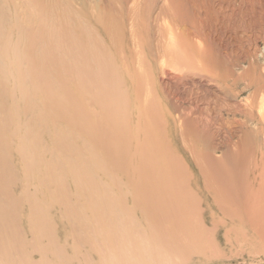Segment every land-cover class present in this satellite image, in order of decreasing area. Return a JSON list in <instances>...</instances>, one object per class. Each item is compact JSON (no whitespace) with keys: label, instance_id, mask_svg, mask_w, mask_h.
I'll list each match as a JSON object with an SVG mask.
<instances>
[{"label":"bare ground","instance_id":"1","mask_svg":"<svg viewBox=\"0 0 264 264\" xmlns=\"http://www.w3.org/2000/svg\"><path fill=\"white\" fill-rule=\"evenodd\" d=\"M48 1L47 0L40 1V5L42 7L41 9L43 11V16L39 18L40 23L38 22L37 26H39V29L42 30L40 36L44 42L41 44L42 47L43 44H45V42L47 43V41H45L44 39L50 42L49 44L47 43L46 46L48 45L54 46L55 44L59 43V41L62 42L63 39L60 37L61 40L56 41L55 39H57V35L51 32V29H53L54 27L52 23L61 19L60 16L61 15L65 16V14H62L63 11H61V13L59 12L61 14L60 16L57 14V12L55 13L54 11L56 10L55 8L57 6H54L55 7L54 10L53 8L48 6L50 4L45 3ZM61 1L58 2L61 3ZM108 2L112 5H110V8H107L108 4L105 5L106 10L108 9L106 12L103 11V9L101 8V7L104 8V5L100 7L103 13H105V15H103L102 12L99 11V7L97 8L95 6L93 9H91V11H89L90 9L89 10L81 9L82 12L80 13L77 12L75 9H74L75 11L72 10V13L69 15L71 19L70 26L75 30V32L76 30L79 31V33L76 32V34L77 33L79 34L77 41H79V39L83 40L84 37L85 40H83V42L87 40L88 46L84 48L83 44H81L82 41L81 43L80 41L79 42L74 41L75 43H73V46L71 45L72 43H69L70 46L72 47L70 48L73 49V47H75L74 50H77L75 51L77 52V55L74 56V58L76 57L75 60L77 62L78 61L81 62V63L78 62L79 65L87 61L88 63L86 69L87 67L90 68L92 63L93 65L97 64L99 66L98 69H96V67L94 69H96L95 71L98 72L99 75L98 77H100L101 79H99L98 77L95 78L96 81L98 79L100 83L104 80L103 83L106 82L107 84H109V85H105L106 87H104V84L102 85L104 89L106 88L109 89L108 95H110V92H113L114 90L116 91L115 85H117V87L120 88L122 86L125 87L124 85L129 83L131 85V90H132L136 88L135 84L139 83V86L137 85L138 90L135 89L134 90L135 93L133 92L135 94V98H134L136 101L135 103H137V108H138L137 110L138 119L136 123L137 126L136 128L138 129V132H141L143 133L142 135H144L142 142L145 143L143 146H145V148L148 149L147 147L148 145L150 148L152 147V149L155 152L156 151L155 148L158 147L156 145H160L161 143H164L166 145L167 141L159 142L157 140L158 138L157 139L155 138L154 128L156 127L155 123H157L155 121L156 120L155 118L156 116L158 118V115L156 114V110L158 109L157 113H159L160 109L156 108L157 106L155 104H154L155 108L153 106H150L153 104L150 101H154L155 100L154 96L155 95L157 96L158 94H154L155 92L152 93L151 90L152 79L149 80L150 79L149 75L151 77L152 74L151 72L154 71L152 70L154 68H152L153 65H151L152 63L149 61L160 62L161 60L164 59L163 62H165V58L167 56L165 52L168 51V54L170 55L171 58L180 60L182 64H184V66L189 69H194L195 67L198 68L199 66H202L207 69L208 73H213L215 70L214 63L217 62V64L220 65V63H222V60L216 57H209L207 55H203L201 50L207 48L208 45L205 40L195 38L196 36L199 38L201 37L199 27L197 26V18L201 17V11H203V9H206V11L209 12L211 11V7L210 5L207 4L206 1L200 2L199 0H110ZM68 3L66 5L70 6L71 2L69 3L70 5H68ZM51 5L53 6V4ZM116 6H118L119 8H117ZM71 7L73 8L72 5ZM62 8H64V6ZM20 10L23 9L21 8ZM97 10L99 14L96 13ZM21 12L22 13L19 12V14L23 16L28 11L27 12L24 11V14L23 11ZM32 12H35V10ZM44 13H48L49 16H46V14L44 15ZM100 14H102L104 17L102 15H101L102 17L99 16ZM64 16L63 18H65ZM17 17H19V15ZM89 17L95 19L96 25L102 28V30L106 34V40L103 38L105 36L97 37V32H99L97 31L98 28L95 27L96 28L95 29L94 26L93 27L91 26L92 24L90 25L91 21L88 19ZM25 22L27 21L25 20ZM28 23L29 22L24 24L27 25ZM64 23L66 24V22L64 21L62 22V25ZM20 24L21 23H19V25ZM29 24L27 25L28 27ZM20 27L22 26L20 25ZM24 28H22L23 31L24 30L27 31V29ZM72 28L70 30H72ZM69 29H65V31L66 30L68 31ZM158 33L168 38L162 40H158L157 38H154V34L157 35ZM23 34H26V32L24 31ZM80 34L82 35V37ZM27 35L28 34H26V36ZM1 36L3 35L1 34ZM26 36H25L26 39L25 38L24 39L27 41L28 36L27 37ZM70 36L73 35L71 34ZM95 36L97 38H95ZM62 37H64V34L62 35ZM66 39L67 38H65V40ZM73 40H75V38H73ZM31 44L32 46L34 45L36 46V44H33V42ZM0 45L2 46L1 43ZM28 45H30V43ZM63 49L64 48H62V50ZM111 49L116 52V53L114 52L115 55H112V52L110 51ZM62 50H60L59 53ZM161 50H164L163 51L164 54L161 53L162 52ZM66 51L64 52L65 54L70 52L71 50L69 49L68 52ZM48 52L49 50L47 51V53ZM51 52H54V50ZM72 52H70V54H74V52L73 53ZM48 54H50V52ZM62 54L61 56L60 54L57 55L61 58L67 57L64 56L65 54L62 56ZM51 55H53V53H51ZM57 55L56 57H58ZM49 57H48V61L50 62L51 60ZM29 59H33V58H29ZM56 60L57 59H54V61ZM62 60L63 58L59 62H61ZM66 60L68 61L67 58H65V61ZM33 61L34 60H32L31 62ZM72 61L74 62V60ZM56 63L52 62V64L51 63L50 64L55 65ZM63 63L62 64L64 66L66 63L65 62ZM69 63L70 62H68V64ZM118 63L121 64L122 68L119 67L120 65ZM60 64L58 63L59 65L58 68L61 67ZM56 65L54 68H56ZM84 65L85 63L82 64V66ZM44 67L42 66V68L40 69H43ZM65 68L66 67L61 69L64 70ZM70 68L73 67H69V69ZM89 68L87 70L88 71L90 70L91 72L92 68L91 69ZM94 69H92L93 72H95ZM118 69H123L125 72L124 71H123L124 73L119 72ZM173 69L178 70L177 66H174ZM49 70L51 69L49 68ZM70 71L72 72V70ZM70 71L66 72L65 70V75L67 77L69 74H71ZM82 71L80 70V72ZM51 72L52 71H50L49 73ZM61 72L63 73V71ZM80 72L78 71L76 72V74H74L73 72L72 74H74L73 76H76L75 78H79V80L78 79L76 80L77 82L79 81L80 83V81L82 80L80 79V77L84 78L86 82L88 78L87 76L88 72H86V70L82 73ZM44 73L45 72H43V75L41 74L40 77L43 76V78L46 79L47 75L45 76ZM160 73H162V71ZM256 74L257 73L252 75L253 77L250 80V85L248 88L254 89L256 90V92L260 91L262 92V94H264V77L262 75H256ZM60 75L62 76V74ZM94 75L96 76L97 74L94 73ZM24 76L26 75L21 73V77ZM73 76H71L72 83L75 81V80L73 81L72 78ZM153 81L155 80L153 79ZM24 83L26 86L29 85L26 82ZM84 84L88 85L90 83L88 81L86 83L83 82V85ZM94 84H98V82ZM77 87L79 86H76V88ZM110 88H112V91H110ZM104 89L102 92L107 91ZM80 90L82 92V89ZM80 90H78L77 88L78 92ZM94 90H96V88ZM125 91L119 90L120 93L123 92L122 93L123 96L124 94L126 95V98L122 96L123 101L128 102L129 104L130 96L126 94V92H128L129 90H127L126 92ZM89 92H91V90H89ZM84 94L85 93H83V96L86 97V95ZM103 94L105 95V93ZM94 96L96 97V93ZM237 96H239V94ZM95 97H93L92 99H94ZM114 97L116 99V96ZM118 97L120 96H117V98ZM87 98L89 97L87 96ZM90 99L91 98H89V100ZM73 101L74 100H72V102ZM115 102L113 103V107L114 105L116 106ZM92 105H94V103ZM109 108L111 107L109 106ZM90 109H93V107H91ZM102 109L105 108L102 107L101 110ZM167 110L166 111L168 112L167 115L168 117L166 116V118L168 120L166 121L169 125L168 126L169 130L167 132L169 133V135H172L175 144H178L177 137L174 136L175 134L173 135V131L170 128L171 123H169L170 121L171 122L173 121L172 120L173 112H171V110L169 109ZM75 111L77 110L75 109ZM103 111L104 110H102L101 113ZM126 112L119 115V117L120 116L122 117V115L124 114L125 117ZM101 113L98 115H101ZM117 113H119V111ZM194 113L195 112H190L189 115H187L186 112L184 114L182 113L184 117L187 116L186 118H183V122L186 121L185 125L186 126L188 125L187 126L188 130L186 128L185 129L188 131L189 134H192L191 140L188 142V144H186L187 139L184 140L182 138L181 141L183 140L182 142L183 146L179 148L176 147L175 153L174 151H172L170 147H168L167 151L159 150V152L156 153L158 158L156 156L149 154V156H153L154 158L156 157L157 159L155 160L149 157L150 159L155 160V162L152 161L154 167L152 166L151 161L149 160L147 155L145 156L146 159H142L144 163H142L143 162L142 160H141L142 162L141 161L138 162V157L142 155L141 158H143L144 156L143 154H140V150L142 151V149L141 147H138V144L136 146H133L134 145L133 142H135L134 140L135 137L134 134L132 133L135 130L130 128L129 127L130 125L128 126L127 122H126L127 126L126 124L123 125L122 123H120L119 120L118 122H116L117 125L120 123L118 127H121L123 125L121 128H118V130L121 129V134L114 131L117 127L112 128L109 124V127H111V129H114L112 131H108L107 133L108 135L111 136L109 137L110 140L99 139L102 136L101 134L105 132V128H103V124L101 126L99 125L100 126L98 128L99 133H97L98 134L97 136L99 135L101 136L98 138L100 141H96L95 145L98 148L99 147L104 148L105 145L111 147L110 149L108 148L109 149V152L107 151L108 154L110 155L111 158L113 156L114 159L113 161L115 163L117 162L116 164H118L119 170L124 174H126L129 178L131 177L132 180L131 179L130 180L132 181L131 184L133 185V188L138 187L139 191H133V192L131 190L125 191L124 193L126 194L123 196V191L120 190V194L121 196H123V198L120 197L118 198V195L114 191L109 190L106 187H103L104 185H102V183L100 182L101 180L99 182L97 181L98 176L96 175L97 174L96 170L98 169L99 173L101 172L102 174H106L107 176H111V174H109L108 170L105 167H103L104 166L103 164L104 162L102 161L103 159L100 158L98 155H96L97 148H95L94 150L91 151L92 153L90 152L93 158L92 159L90 157V159L93 160L91 161L90 164L91 165L95 164L94 168L91 167L89 163H88L89 165L88 166L86 165V167H91V168L88 169L82 168L85 166L84 162L86 161V159L85 161H81L83 163L81 168L75 169L77 167L74 166L75 164H73V167L75 168L71 169L68 167L69 169H71L70 174H72V176L74 177L73 184H75L74 189H76L77 199L79 198L80 201L83 197H86L85 199L84 198L83 199L86 200L87 202L86 205L84 206H81L82 204L80 205V203L78 202V205H76V208H74L72 198L68 190L69 186H66L67 182L66 184H64L62 178V177L68 178L62 175H65L63 169L66 170L65 167H67V165L69 166L70 162L65 167H63L64 166L63 163H61L62 165L57 164V166L51 165L49 167V169L51 168L49 171L50 172L52 171V173L54 174V176L51 177L53 182L51 181L50 179L51 175L49 174L50 176H47L48 179H46L47 181L45 180L46 183L44 187L47 186L50 188V185L54 183L53 186H55V191L52 193L53 196L54 195L55 196L53 198L54 200L52 199V201L51 200L50 201L53 204L59 205L61 207V210L62 208L64 209L62 210L63 212L61 216L65 222L58 227L56 226L53 227L52 225L47 224V222L45 221L35 222L38 213L36 207L37 205L34 203L33 200L34 198H31L29 200L31 204V213H32L31 230H30L31 238L29 239L26 236L23 237L22 235H19L18 232L11 229L13 228L12 225L17 224L15 222L17 220V218H15L16 217L15 215H14L15 217L13 215L12 217L10 216L12 220L13 219L15 220L9 223V222H5L6 219L5 221L3 220L4 215L1 212L0 213V264H185L187 262H193L191 259L194 257L206 256V254L210 251L219 252L220 250H226L225 255L227 256V258L231 260L233 259L234 261H237V259L240 258L239 257L240 251L241 253H245L248 251L249 255L252 257H261V256L264 257V170H262L261 168L262 166H259L256 161L253 162L251 156L245 155L247 151H249L250 149L254 150V148L253 147L249 148L248 146L250 145H248L246 140L244 141L240 140L239 142H233L234 143L233 146L235 147V149L233 150V152H231L229 159H227L226 157L223 158L217 156L215 153V148L213 147L212 142L210 140L209 132L206 130L207 128L204 127L205 124L203 122L204 121L203 116L205 112L204 111L200 112L199 116ZM258 113H259L258 115L260 116L259 123L264 124V97H262L261 100L259 101ZM75 114L78 115L79 113L77 114L76 112ZM75 114H69V115H75ZM105 114H102L101 116ZM93 115L97 120L98 118H100V116L98 115H97L98 117L95 114ZM111 115L109 117L114 119V117H112ZM128 115L129 114H127V116ZM78 116L77 118L79 119L80 117ZM87 116L89 115L83 117L82 119L83 122H81V126L79 125L80 122L79 121L76 122V120L75 122L79 123L78 124L79 126H77V124H75L74 122H73L74 123L73 126L76 125L78 127L76 129L77 130L80 129L79 132H81L82 130L81 128L84 127L83 128L84 131L82 132H84V134L88 136L92 135L94 137V135H96V132L98 131L96 130L97 128L95 129L96 132L94 134L92 131L87 129L88 126L87 127L85 125L82 126V123L86 124L85 122L88 121ZM131 116L132 115H130L129 117ZM73 117L75 118L76 116ZM124 117L123 120L125 119ZM179 117L181 119L178 120L182 121V117L181 116ZM64 119L66 120V118ZM113 119L112 121L113 123H115ZM152 119H154L155 123H153L154 121ZM100 120H98V122ZM104 120H101L99 123H102V121ZM176 121L174 120V124H173L174 126L175 124H177ZM109 122L111 123V120H109ZM71 123L72 122L70 121L69 124ZM99 123L96 124L98 125ZM153 124H155V126ZM144 125H146L145 127L146 129H143ZM158 128L159 127H156L155 129ZM159 129L157 133L160 134L161 136L160 133L161 130ZM186 130L184 134L187 132ZM82 132L81 134H83ZM142 135H140L139 137H141ZM92 136L91 139L93 140ZM105 137L106 136L104 135V139ZM139 139L141 140V138ZM84 142L86 141L84 140ZM8 147L9 146H6L3 142L2 125L0 124V171L2 172L0 175L1 176L0 186L6 183L7 180H10V177L12 176V174L8 170V168H10V165H7L9 164ZM118 147H120L121 150H119L120 148L117 150ZM23 148L25 147L23 146ZM32 148L29 150H32ZM150 148L148 149L149 151ZM258 148L259 151L262 150L260 155H261L262 163L264 164V144L262 147L258 146ZM88 149H90V146ZM55 150H53V152ZM75 150L76 149H73L72 151ZM24 151L26 150H22V151L19 150L21 154ZM78 151L77 153H80ZM34 153L32 154V157H34ZM48 153L51 155L52 152L48 151ZM74 153L76 154V151ZM25 154H22V156ZM175 154L176 155L181 154L182 155V157H180L181 159H179L178 156H176ZM65 155L66 154H64V156ZM81 155L82 156H79V159L84 156L83 154ZM25 158L27 159V157ZM21 160H23V157ZM87 161L89 160L87 159ZM42 162L43 161H41V163ZM73 163H75V161ZM155 164L157 165V169L161 170L160 172H162L160 176L158 172L157 173L155 172L156 171ZM105 166L107 167V165ZM31 168H33V165ZM192 168L195 169L194 171H196V173L190 171L192 170ZM10 171H12V169ZM154 172L156 175L154 174ZM61 173H63L61 175L62 177L60 176ZM213 176L218 180H214ZM212 177H213V181L210 182V179ZM41 181H44V179ZM100 185L102 187H100ZM46 189L49 190L48 188ZM0 193L6 196L2 192ZM25 195L26 198L29 197L27 196V194ZM127 195L134 196L132 208H129L124 203V201H126L127 199ZM33 196L35 197V195ZM3 202L6 205H3ZM14 204L16 205L17 203L13 199L11 200V197L10 200H5V198L0 197V207L3 206L5 209H8V211L12 209V211L15 212L16 209L14 210V206H15ZM17 206H15V208H17ZM4 214L11 215V213L8 212H4ZM16 214L18 213L16 212ZM45 216L46 215L42 217L45 220H48L47 217ZM243 258L244 257L242 256V259Z\"/></svg>","mask_w":264,"mask_h":264},{"label":"rangeland","instance_id":"2","mask_svg":"<svg viewBox=\"0 0 264 264\" xmlns=\"http://www.w3.org/2000/svg\"><path fill=\"white\" fill-rule=\"evenodd\" d=\"M40 1L41 0H24V1L22 0H0V43L2 44V46L0 45V92H1L0 94V124L2 125L3 142L6 146H9L8 147V150H9L8 151L9 152L8 163L9 164L7 165H10V168L12 169V171H10L11 169L8 168L9 172L12 174V176L10 177V180H7L6 183L0 186V192L5 194L6 196L0 193V197L5 198V200H10V197H11V200L13 199L18 204V206L17 204L16 205L14 204L15 206H17V208H15L14 206V210L16 209L15 212L12 211V209H10L9 210L10 212H9L8 209H5L3 206H1L0 213L2 212V214L4 215L3 220L5 221L6 219L5 222H9V223L15 220V219L13 220L11 219L12 215L13 216L15 215L16 217L15 216L14 217L17 218L15 222L17 224L12 225L13 228L11 229L18 232L19 235H22L23 237L26 236L29 239L31 238L30 230H31L32 213H31V204L29 202L31 198H34L33 199L34 203L37 205L36 207H37L38 213H37V218L35 219V222L45 221L47 222V224H50L53 227L55 226L58 227L62 223L65 222L61 216L63 212L62 210L64 209L62 208L61 210V207L59 205L53 204L51 202L55 196V195L53 196V193H52L55 191V186H53L54 183L51 184L52 186L50 185V188L47 186L44 187L47 181L46 179H48L47 176L51 175L50 176L51 181H52L51 177L54 176L52 171L51 172L49 171L51 169V168L49 169L51 165L57 166V164L62 165L61 163H63L64 165L63 167H65L70 162V165L69 166L67 165V167H65L66 170L63 169V172L65 175H62L63 173H61L60 176L62 175V176L68 177V178H64L61 176L63 178L64 184H66L67 182L66 186H69V188L68 187L67 188L69 190V194L71 195L74 208H76V205H78V202L80 203V205L82 204L81 206L86 205L87 202L86 200H84L86 197H83L84 199L82 198L80 201H79V198L77 199L76 189H74L75 184H73L74 177L72 176V174H70L71 173L70 170L72 168H75L76 166L77 167L75 169L81 168L83 165L81 161H85V159H86V161L84 162L85 166L82 168H85V169H88L91 167L94 168L95 164L94 165L90 164L91 161H93L90 159V157L92 158L91 151L94 150L95 148H97L96 155H98L100 158L103 159L102 160L104 162L103 167H105L108 170V173L111 174V176H107L106 174H102L101 172L99 173L98 169L96 170L97 172L96 175L98 176L97 181L99 182L101 180L100 182L102 183V185H104L103 187H106L109 190L114 191L118 195V198L119 197L123 198V196L126 194L124 193L125 191H129V190H131L132 192L139 191L138 187L133 188V185L131 184L132 182L131 177L129 178L126 174L121 172L118 168V164H116L117 162L115 163L113 161L114 160L113 156L111 158L110 155L108 154L109 149L111 147L105 145L104 148L103 147L98 148L95 145L96 141L108 140V139L110 140L109 137L111 136L108 135L107 133L108 131L114 130V129H111V127L112 128L117 127L114 131L121 134V129H119L120 130L119 131L118 128H121L125 124L127 126V123H128V126L130 125L129 127L136 131L137 129L136 123L138 119L137 118L138 108H137V103H135L136 101L134 99L135 98L134 90L135 89L138 90L139 83L138 84L136 83L135 84L136 88L132 90H131V85L129 83H128L129 85L128 84L124 85L125 87L122 86L123 89L122 87L119 88L117 87V85H115L116 87L115 89L118 92L114 90L113 91L114 93L110 92V95H108L109 89L107 88L104 89V87H106L105 85H109V84H107L106 82L103 83L104 80L101 83L99 82L98 79L96 81V78L99 75H98V72L95 70L98 69L99 66L97 64L93 65L92 63L91 67L90 68L87 67V69L88 68L94 69L95 67L96 69H94L95 72H93L92 69L90 72V70L88 71L86 69V66L88 63L87 61L83 62L85 63L84 66H82L83 63L79 65V63L81 62L78 61L79 62L78 63L75 60L76 57L74 58V56L77 55V52H75L77 50H74L75 47L71 49L72 47L69 44V43H72L71 45L73 46V43H75L74 41L78 40V35H79L78 34L79 31L76 30V32H78L76 34L75 30L70 26L71 19L69 15L72 13V10L75 9L77 12L80 13L82 12L81 9H86V10L90 9L89 11H91V9H93L95 6L97 8L99 7V11H101L102 14L105 15L103 11L106 12L108 10V9L106 10L105 5L108 4L107 8H110V5H112L108 2L110 0H80L81 2L79 0H67V2L66 0H62V1L58 0L59 2L61 1V3H59L57 0H49L50 2L47 0L48 2H45V3H48L50 5L53 4V6L52 5L50 6L48 4H45V5H48L49 7L53 9L55 8L54 6H57L55 8L56 10L54 9L55 10L54 12L55 13L57 12V14L60 16L61 11H63L62 14H65V16L61 15L60 18L62 20L59 19L58 21H55L56 23L55 22L52 23L54 27L53 29H51V32L57 35V39L55 40L59 41L61 40V38H63L62 42L59 41V43L55 44L54 46L53 45L46 46V44L47 43L49 44L50 42L44 39L45 41H47V43L45 42V44H43V47L45 45L44 49L41 46V44L44 42H43V39L40 37L42 30H40L39 26H37L38 22L40 23L39 18L43 16V11L41 9L42 7L40 5ZM68 1L69 3L71 2L70 4L73 6V8L68 3ZM199 1L200 2L206 1L207 4L210 5L211 7V11L207 12L206 9H203V11H201V17L197 18V26L199 27L201 37L199 38L196 36L195 38L205 40L208 45L207 48H204L203 50H201L203 55L219 58L222 60V63H220V65L217 64V62L214 63L215 70L213 73H208L207 69L202 66H199L198 68L195 67L194 69H189L185 67L184 64H182L180 60L171 58L170 55L168 54V51L165 52L167 54L165 58V62H163L164 59L161 60L160 62L159 61H156V62L149 61L152 63L151 65H153V67L152 66L151 67L154 68L152 69L154 70L153 72H151L152 74L150 73L151 77L149 75V78H150L149 80L152 79L151 86L152 87L155 86L154 88L151 87V90H152V93L155 92L154 94H158L157 95L158 97L156 95L154 96V99H155L154 101H150L153 103L150 106L154 107L156 105L157 106L156 108L160 109V112L158 111L160 114L157 113L158 109L156 110V114L158 115V118L156 116L155 121L157 123H155L154 119H152L154 121L153 123L156 124V127H159L160 129L159 128L158 129L161 130L160 132L161 136H160V134L157 133L158 129H155L156 127L155 128L153 127L155 131L154 132L155 138L156 139L158 138L157 140L159 142L161 141L162 142L167 141V142H166V145L164 143H161L160 145H156L158 147H156L157 149L154 147L156 150L155 152L152 149V147L150 148L147 145L148 149L150 148V151H149L147 148H145V146H143L145 143V142L144 143L142 142L144 138V135H142L143 133L138 132V129L136 132L134 131L132 134H134V137H135L134 140L136 144L135 142H133L134 144L133 146H136L138 144V147H141L142 151L145 149L143 153L140 150V154H143L144 157L141 158L142 155H140L139 156L140 158L138 157V162H140L142 159H146L145 158L146 155L148 158L150 157L152 159L157 160L156 157L158 158V156L156 153H158L159 150L167 151L168 147H170L172 151H174L175 153L176 147L179 148L183 146L182 145L183 140L181 141L182 138L184 140L187 139L186 144H188V142L191 140L192 134H189L187 131L188 125L187 126L185 125L186 121L183 122V118H186L187 116L184 117L183 114L186 112L187 115H189L190 112H195L194 114H197L199 116L200 112L204 111L205 113H207V114L204 113V116H203L204 117L203 122L205 124L204 127L207 128L206 130L209 132L210 140L212 142L213 147L215 148V153L217 156H220L223 158L226 157L227 159H229L231 152H233V150L235 149V147L233 146L234 144L233 142H239L240 140H243V141L246 140L248 145H250L248 147L249 148L253 147L254 150L250 149L249 151H247L245 155L251 156L253 159V162L256 161L259 166H262L261 167L262 170H264V164L262 163L261 155H260L262 150L259 151V148H258V146L262 147L264 144V141H263L264 140V124L259 123L260 116L258 115L259 114L258 113L259 101L261 100L262 97H264V94H262V92L260 91L256 92V90L248 88L250 85V80L253 77L252 75L257 73L256 75H262L264 77V0H199ZM95 2L97 5L95 4ZM67 3L70 6H67L66 5ZM35 4L37 5V7ZM60 4L61 5L63 4V5L61 6ZM98 4L99 5L101 4V5L99 6ZM103 5H104V8L101 7ZM63 6L64 8H62ZM100 7L103 9V11ZM116 7L119 8L118 6ZM21 8L23 10H20ZM34 10L35 12H32ZM21 11H23V14H24V11L26 12L28 11V12L27 13L25 12L26 14L22 16L21 14H19V12L22 13ZM96 13L99 14L98 10ZM45 14L46 16H49L48 13H44V15ZM102 14H100L99 16H101ZM18 15L19 17H17ZM63 16L66 19L63 18ZM88 19L91 21L90 25L92 24L91 26L92 27L94 26V28L97 27L98 28L97 31L100 32V33L97 32V37L105 36L103 38L106 40V34L102 30V28L96 25L95 19L91 17H89ZM25 20L29 23L31 22L30 24L32 25H30L29 23H28L29 27L27 26L28 24L25 25L27 23L25 22ZM60 20L62 22L65 21L66 24L64 23L62 25V22ZM19 23H21L20 25L22 27H20ZM70 27L72 28L73 31L70 30L71 29ZM22 28L27 29V31L26 30L24 31L26 32V34H28L27 35L28 37L26 36V34H23L24 31ZM65 29H69V30L65 31ZM34 33H35V36H34ZM1 34L3 36H1ZM63 34H64V37H62ZM71 34L73 36H70ZM25 36L27 37V41L25 40L26 39ZM97 37L95 36V38ZM65 38L67 39L65 40ZM73 38H75V40H73ZM154 38H157L158 40H162V39H167L168 37L158 33L157 35L154 34ZM35 40H36V43H35ZM83 40H85L84 37H83ZM83 40L79 39L80 43L82 41L81 44H83V47L86 48V46H88L87 45L88 41L86 40L85 42H83ZM32 42L33 44H36V46L35 45L32 46L31 44ZM27 43L28 44L30 43L31 46L28 45ZM62 48L64 49L66 48V49L62 50ZM69 49L71 50L70 52L73 51L74 54H70V52H68ZM48 50L50 54H48L49 52L47 53ZM53 50L54 52H51ZM60 50L62 51L59 53ZM65 51L68 52L69 54L66 53L67 54L66 55L64 53ZM110 51L112 52V55H115L114 50L111 49ZM161 51H162L161 53L164 54L163 52L164 50H161ZM51 53H53V55H51ZM57 54L58 55L60 54V56L61 54L62 56L65 54L64 56H67V57H62L63 60L61 62L62 63L65 62L66 64H68V62L70 63L68 65L65 64L63 66L64 63L62 64L61 62H59L62 58L59 57ZM47 55H49L50 57ZM56 55L59 57V60H58V57H56ZM48 57L50 58L52 62H55V63L57 62L56 63L57 65L55 64L56 68H54L55 67L54 64L51 65L52 64L51 61L50 62L48 61ZM29 58H33V59H29ZM65 58H67L68 61L67 60L65 61ZM69 58H70V61H69ZM54 59H57V60L54 61ZM32 60H34L35 62L34 61L31 62ZM72 60H74V62ZM148 60H151V59H148ZM58 63L59 64L61 63L60 64L61 67L59 68H58L59 66ZM118 64L120 65L118 66L121 67V64L120 63ZM42 66L43 67L45 66L46 68L44 67L43 69H40L42 68ZM47 66L48 67L50 66L49 68L51 70H49ZM174 66H177L178 70H174L173 69ZM64 67H66L69 71L72 70V72L70 71L71 74L68 73L69 74L68 77L65 75V70L66 72H69V71L66 68L62 70ZM69 67H73V68L69 69ZM58 69L59 70L61 69V70L59 71ZM80 70L81 71L86 70V72H88L87 73L88 78L86 82L89 81L90 84L83 85V82L84 83L86 82L84 78H81V77L80 79H82L81 80L82 82L80 81L79 83V81L78 82L76 81L77 79L79 80V78H75L76 76H73V75L76 74V72L78 71L80 72ZM48 71L49 72L52 71L51 73L53 75L49 73ZM61 71H63V73ZM118 71L122 73L125 72L123 69H118ZM161 71L162 73H160ZM43 72H45L44 73L45 76L47 75L48 77V78L46 77L47 80L44 79L43 76L40 77L41 74L43 75ZM73 72L74 74H72ZM21 73L25 74L26 76L21 77ZM94 73L97 75L95 76ZM50 74L52 77L50 76ZM60 74H62V76ZM71 76H73L72 77L73 81L75 80L73 83L71 81L72 80ZM98 78L101 79L100 77ZM153 79L156 82L153 81ZM24 82H26L29 85L26 86ZM96 82H98V84H94ZM103 84H104V87L102 86ZM76 86H79L77 88L78 90L82 89V92L81 90L78 92ZM95 88L96 90H94ZM103 89L107 91L102 92ZM89 90H91V92H89ZM119 90L121 91L129 90L128 92L125 91L126 94L130 96L129 104L128 102L123 101V97L126 98V95L124 94L123 96L122 95L123 92L120 93ZM76 91L78 92V94ZM110 91H112V88H110ZM94 92L96 93V97L94 96L95 95ZM83 93H85L84 95H86V97L83 96ZM103 93H105V95ZM238 94L239 96H237ZM67 96H69L70 98ZM87 96L91 98L90 100L96 106L92 105L93 103L89 100V98H87ZM114 96H116V99ZM117 96H120V97L117 98ZM93 97L95 98L92 99ZM71 98L72 100H74L73 102ZM128 100H129V97H128ZM159 101L161 102V104ZM103 102H106V103H103ZM114 102L117 107L115 105L113 107ZM110 103L112 104V106ZM80 104H82L83 106ZM70 106H73V107H70ZM109 106L111 108H109ZM87 107L88 108L93 107V109H90V108L88 109ZM99 107L105 108V109H102L104 110L102 113H101L102 110ZM74 108L77 111H75ZM165 108L173 112V118H172L173 121L172 122L170 121L169 123H171L170 128L173 131V135L175 134L174 136L177 137L178 144H175V142L173 141L172 135H169V133L167 132L169 130L168 128L169 125L166 121L168 120L166 118V116L168 115V112H167L168 110ZM114 109H115V112H114ZM109 110L111 113L109 112ZM116 110H118L119 113H117L118 111ZM84 111H85V114H84ZM76 112L77 114L79 113L78 114L79 116L75 114ZM96 112L97 113L100 112L101 115L105 113L109 115L105 114L101 116V115H98L100 113L97 114ZM125 112H126V116L124 117L125 115L124 114L122 115V117L120 116L121 117L120 118L119 115ZM69 114H75V115H69ZM93 114H95L96 116L97 115L100 116L101 120H104V119L105 120L102 121V123H99L101 121L100 118H98V120H100L98 122V120L95 118ZM127 114L129 115L127 116ZM86 115H89L87 116V118H88V121L89 120L90 121L88 122L86 120L88 124L87 122H85L86 124L82 123V126L83 125H85L86 127L88 126L87 129L92 131L94 134L96 132L95 129L97 128L96 130H98L96 132V135H94V137L91 135L93 137V140L91 139V136H88L84 134V132H82L84 131L83 130L84 127L83 128L79 127L82 129L81 132L83 134L79 132L80 129L78 130L76 129L78 128L77 126L79 125L81 126V122H83L82 119ZM110 115L114 117V119L110 118L109 117ZM130 115L132 116L129 117ZM73 116H76V117L74 118ZM77 116L80 117L81 119L80 118L78 119ZM179 116L182 117V121L178 120V119H181ZM123 117L125 118L124 120H123ZM64 118H66V120ZM95 119L97 122L95 121ZM112 119L114 120L115 123H113ZM67 120L69 122L71 121L72 123L69 124ZM75 120L76 122L79 121L80 124L76 123ZM109 120H111V123L109 122ZM118 120L120 123L123 124V125L121 124L122 125L121 127H118L120 123L118 125L116 123L118 122ZM174 120L175 121L177 120L176 121L177 124H175V126L173 125ZM158 121H160L161 123ZM73 122L77 124V126L76 125L73 126L74 124ZM96 123H99V124L97 125ZM89 124H92V125H89ZM102 124H103V128H105V132L101 134L102 136L101 135L97 136L98 135L97 133H99L98 128ZM104 124H105V127H104ZM109 124L111 127H109ZM155 124L153 125L155 126ZM145 127L146 125H144L143 129H146ZM185 130L187 132L184 134ZM73 135L76 138L78 137L77 138L78 141ZM77 135H79L80 137ZM104 135L107 138L105 137L104 139ZM140 135L142 136L139 137ZM138 137L141 138V140ZM84 140L86 142H84ZM23 146L25 148H23ZM89 146H90V149H88ZM31 148L32 150H29ZM72 148L76 149L75 150L76 154L74 153L75 151H72L73 150ZM119 148L120 147H118L117 150ZM55 149L59 151H56ZM19 150L20 151L26 150L22 153V154H25V153L26 154L22 156ZM53 150L55 151L53 152ZM119 150H121V148ZM36 151L38 152L39 155L37 154ZM48 151L52 152L51 155L48 153ZM77 151L80 153H77ZM88 151L89 153L90 152L91 153L89 154ZM62 152L63 153L65 152L64 154H66L65 156L67 157H65ZM33 153H34V157H32ZM81 154H83L84 156L79 159V156H82ZM149 154L156 156V157L154 158L153 156H149ZM20 155L23 157L24 161L26 160L25 162L21 160L22 157ZM24 156L27 157V159ZM37 156L38 158L40 157L39 161H38ZM176 156H178L179 159H181L180 157H182L181 154H177ZM114 158H117V157H114ZM150 158L149 160L151 161V164H152V161L155 162V160H152ZM87 159L89 161H87ZM41 161H43L42 163L44 165L41 163ZM72 161L73 162L75 161V163H73ZM49 163H52V164H49ZM88 163L90 164L91 167H86V165L87 166L89 165ZM142 163H144V161ZM73 164H75L74 165L75 167H73ZM32 165H33V168H31ZM105 165H107V167ZM153 165L154 164H152V166ZM68 167L71 169H69ZM155 168H156L155 172L156 173L158 172L160 176L162 172H160L161 170L157 169L156 164H155ZM95 169H96V166H95ZM194 170L195 169L192 168V170L190 171H193L196 173V171ZM1 173L2 172L0 171V175ZM213 177L210 179V182L213 181ZM43 179L44 181H41ZM214 180H218V179L214 177ZM100 187L102 186L100 185ZM46 188H48L49 190H47ZM120 190L123 191V196H121ZM24 192L25 194H27V196L30 197V198L28 197L29 199L25 197L26 195L24 194ZM33 195H35V197ZM35 199L38 201V203ZM133 199H134L133 195H127V199L126 201H124V203L129 208H132ZM3 205H6V204H4L3 202ZM4 212L11 213V215L10 214L5 215ZM16 212L18 214H16ZM44 215H46L45 217H47L48 220H45L42 217ZM225 253H226V250H220L219 252L210 251L206 254V256L194 257L191 259L193 262H187L185 264H264L263 256L252 257L249 255L248 251L245 253H241L240 251L239 253L240 258L237 259V261L227 258ZM242 256L244 257L243 259H242Z\"/></svg>","mask_w":264,"mask_h":264}]
</instances>
